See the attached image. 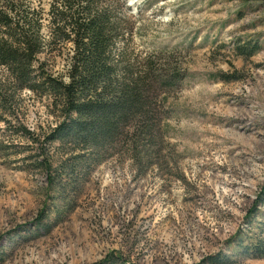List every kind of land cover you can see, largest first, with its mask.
<instances>
[{
	"label": "rangeland",
	"instance_id": "obj_1",
	"mask_svg": "<svg viewBox=\"0 0 264 264\" xmlns=\"http://www.w3.org/2000/svg\"><path fill=\"white\" fill-rule=\"evenodd\" d=\"M53 1L0 0V19L27 16L29 35L39 26L53 41L30 88L0 66V264H198L219 252L264 264L231 242L264 222L262 206L244 224L264 183V0H93L120 51L114 71L141 86L170 76L148 94L152 135L134 121L96 167L49 140L67 107L43 80L67 82L73 51L50 28Z\"/></svg>",
	"mask_w": 264,
	"mask_h": 264
},
{
	"label": "trees",
	"instance_id": "obj_2",
	"mask_svg": "<svg viewBox=\"0 0 264 264\" xmlns=\"http://www.w3.org/2000/svg\"><path fill=\"white\" fill-rule=\"evenodd\" d=\"M54 12L56 15L50 22V28L66 32L63 39L73 45V51L67 82H58L52 76H45L43 80L48 88L64 98L67 107L62 122L54 128L49 140L67 145L71 154L77 153L72 159L75 163L82 164L93 160V166L96 167L103 162L105 155L114 148L134 121H140L143 128L144 122L150 120V114L156 111V108L148 94L156 84L166 88L170 83V76L154 74L145 86H141L139 80L127 79L114 71L112 61L114 56L119 57L120 51L115 48V40L111 36L110 20L101 8L95 6L93 0H54L51 14L54 15ZM59 23H62L61 27ZM55 25H58V28H55ZM0 28L3 31L0 66L7 68L21 88H30L32 75L42 70L43 64L37 55L41 53V47L53 41L45 42L40 39L39 26L36 28L35 37L29 35L30 19L15 12L4 14L0 19ZM10 30L17 32L18 40H12ZM155 130V125H147L142 133L152 135ZM57 181V186L61 184V187H64L67 184H63L62 177ZM262 206L264 183L253 201L251 212L244 223L245 228L253 225V214ZM258 228L261 235H256L255 232L250 234L248 230H238L231 239L239 257L264 258V222L258 223ZM243 232L247 240L242 238ZM233 262L231 256L219 252L203 258L198 264ZM92 264L127 263L116 254H109Z\"/></svg>",
	"mask_w": 264,
	"mask_h": 264
}]
</instances>
